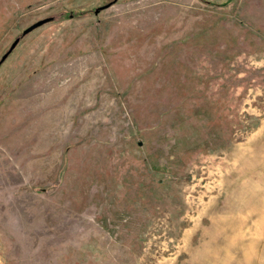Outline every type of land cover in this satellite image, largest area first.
Segmentation results:
<instances>
[{"label": "rangeland", "instance_id": "1", "mask_svg": "<svg viewBox=\"0 0 264 264\" xmlns=\"http://www.w3.org/2000/svg\"><path fill=\"white\" fill-rule=\"evenodd\" d=\"M47 17L0 66V264H264V0H0V59Z\"/></svg>", "mask_w": 264, "mask_h": 264}, {"label": "water", "instance_id": "2", "mask_svg": "<svg viewBox=\"0 0 264 264\" xmlns=\"http://www.w3.org/2000/svg\"><path fill=\"white\" fill-rule=\"evenodd\" d=\"M110 4H107V5H104V6H101L99 8L96 9L95 13L97 14L99 11L103 10V9H106L107 7H109ZM53 20V17H47V18H44V19H41V20H38L36 21L35 23H33L32 25H30L29 27H27L23 32H22V35L18 38H16L14 40V42L11 44V46L9 47V49L5 52V54H3V56L1 57L0 59V66L1 64L8 58V56L13 52V50L16 48V46L18 45V43L20 42L21 40V37L29 34L30 32H32L33 30H35L36 28L50 22Z\"/></svg>", "mask_w": 264, "mask_h": 264}]
</instances>
